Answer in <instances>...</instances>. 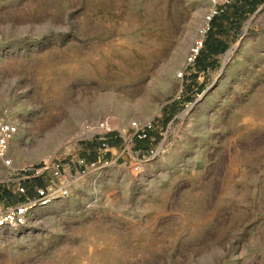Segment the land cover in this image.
<instances>
[{"label": "rangeland", "instance_id": "1", "mask_svg": "<svg viewBox=\"0 0 264 264\" xmlns=\"http://www.w3.org/2000/svg\"><path fill=\"white\" fill-rule=\"evenodd\" d=\"M208 2L0 0L13 168L64 163L98 142L80 132L102 117L126 148L125 164L114 149L66 198L0 229V264H264V2L221 20L227 48L197 75L185 56ZM192 74L199 90L162 123ZM149 119L134 171L128 123ZM15 178L0 170V187Z\"/></svg>", "mask_w": 264, "mask_h": 264}, {"label": "built area", "instance_id": "2", "mask_svg": "<svg viewBox=\"0 0 264 264\" xmlns=\"http://www.w3.org/2000/svg\"><path fill=\"white\" fill-rule=\"evenodd\" d=\"M229 0H209L201 21L197 27L186 56L185 63L191 67L204 47L207 33L211 29L212 20L222 14ZM176 77H181L182 72H177ZM153 119L139 121L131 120L128 123L130 132L127 134L129 140H152L149 132L155 129ZM18 127L15 122L0 120V170L12 173L16 176L11 189V199H0V229L20 228L26 226L34 217L37 209H45L54 202L66 198L74 185L83 177L85 172L98 166L108 164L105 152L108 151L107 136L113 134L110 121L102 117L94 122H85L81 127V134L90 135L98 140L96 155L93 160H86L79 154H74L64 163L50 158L41 163L13 168L10 156L11 142L17 134ZM120 138L118 152L114 160L122 159L125 164L126 148ZM122 140V141H121ZM155 149L148 147L146 154L152 155ZM143 155V154H142ZM140 149L132 158V170L137 171L140 166ZM131 158V154H128Z\"/></svg>", "mask_w": 264, "mask_h": 264}, {"label": "crops", "instance_id": "3", "mask_svg": "<svg viewBox=\"0 0 264 264\" xmlns=\"http://www.w3.org/2000/svg\"><path fill=\"white\" fill-rule=\"evenodd\" d=\"M264 1L261 0H229V4L226 5L225 10L222 14L218 15L213 22L211 23V29L207 33L205 47L201 52V55L194 62L193 68L197 75L200 73L206 72L211 68L213 64L216 62V57L222 54L226 48L227 43L224 38H222V34L227 33L225 26H223V19H232L234 25H237L242 15L247 11V9H251L253 6H256L258 3H262ZM228 13H230V17H227ZM225 47V49L220 52V50ZM211 48H214V50ZM200 60V61H199ZM191 70V69H190ZM196 74H192L187 84H185L184 89L180 90V94L177 96L175 100L171 104L164 106L162 108V117L161 122L165 123L170 120L177 112L178 107L184 103L185 100H189V98L194 93L195 90L198 91L200 87V82L197 81L198 76ZM153 130L149 132V136L153 134ZM147 140H138L134 139L132 145L134 148H142L143 142ZM96 140L89 142H82L80 144V150L78 152L86 160H93L95 158L96 149L98 146ZM120 143V138L115 137L113 134H109L107 136V145L108 151L105 152L106 157H112L114 149H117ZM116 153L113 158H116Z\"/></svg>", "mask_w": 264, "mask_h": 264}, {"label": "trees", "instance_id": "4", "mask_svg": "<svg viewBox=\"0 0 264 264\" xmlns=\"http://www.w3.org/2000/svg\"><path fill=\"white\" fill-rule=\"evenodd\" d=\"M261 1H264V0H261ZM253 7H254V6H253ZM253 7H252V8H253ZM216 17H217V16H216ZM216 17H215V18H216ZM215 18H214V19H215ZM214 19H213V20H214ZM213 20H212V22H213ZM212 22H211V23H212ZM205 42H206V40H205ZM204 47H205V43H204ZM204 47H203V49H204ZM203 49H202V50H203ZM212 49L214 50V48H211V50H212ZM224 49H225V47H223V48L220 50V52H222ZM202 50H201V52H202ZM201 52H200L199 56L201 55ZM199 56H198V57H199ZM198 57H197V59H198ZM197 59H196V60H197ZM196 60H195V61H196ZM199 61H200V60H199ZM11 196H12L11 193H10L7 189H4V188H1V187H0V199H4V198H8V199L10 198V199H11Z\"/></svg>", "mask_w": 264, "mask_h": 264}, {"label": "bare ground", "instance_id": "5", "mask_svg": "<svg viewBox=\"0 0 264 264\" xmlns=\"http://www.w3.org/2000/svg\"><path fill=\"white\" fill-rule=\"evenodd\" d=\"M13 141H14V140H13ZM13 141H12V142H13ZM12 142H11V144H12Z\"/></svg>", "mask_w": 264, "mask_h": 264}]
</instances>
